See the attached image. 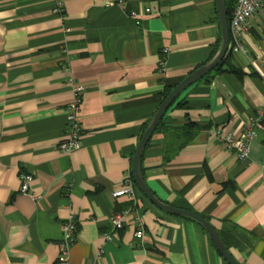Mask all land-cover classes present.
<instances>
[{
    "label": "crops",
    "instance_id": "1",
    "mask_svg": "<svg viewBox=\"0 0 264 264\" xmlns=\"http://www.w3.org/2000/svg\"><path fill=\"white\" fill-rule=\"evenodd\" d=\"M105 1L61 0L54 13L53 0H0V264H55L68 215L69 264H227L195 221L136 188L133 198L111 197L159 92L205 63L220 39L215 2ZM243 43L247 58L231 55L239 75L211 72L166 108L139 169L159 201L206 219L240 264H264V136L243 160L213 137L215 129L236 136L243 121L264 115V11ZM69 79L83 86L81 134L64 154L56 146ZM186 135L164 161L163 146ZM21 174L31 176L27 193ZM113 213H126L124 224L106 240Z\"/></svg>",
    "mask_w": 264,
    "mask_h": 264
},
{
    "label": "built area",
    "instance_id": "2",
    "mask_svg": "<svg viewBox=\"0 0 264 264\" xmlns=\"http://www.w3.org/2000/svg\"><path fill=\"white\" fill-rule=\"evenodd\" d=\"M122 0L105 1V5L112 3H120ZM54 13L62 11L61 0H53ZM148 9H144L147 12ZM264 11V0H233L230 15L227 20L228 28V45L227 52L231 55H241L247 58L248 51L244 46L243 39L248 30L249 20L256 15H260ZM131 15H134L131 13ZM135 16V15H134ZM166 49H162L164 54ZM163 69V56L157 64V70ZM70 99L64 107L65 126L63 135L57 143V150L61 153L68 154L77 149L81 134V125L77 117V107L80 102L83 86L69 79ZM214 139L222 141L233 152L236 159L243 160L247 157L249 143L255 139L258 134L264 136V115L251 117L243 121L239 134L236 136L230 134H222L219 129L214 130ZM31 176L29 174L19 175V191L27 193L29 191V183ZM126 196L134 197V184L129 170H126L121 179V185L118 189L111 193V197ZM134 200L132 199V206ZM132 209V207H131ZM126 213H113L108 218L109 230L102 234L103 238L110 240L116 236L117 231L124 224V215ZM135 239L142 237V230L139 225L133 232ZM75 238V222L72 215H68L60 223V239L57 243V258L55 264H69L68 254L71 243Z\"/></svg>",
    "mask_w": 264,
    "mask_h": 264
},
{
    "label": "water",
    "instance_id": "3",
    "mask_svg": "<svg viewBox=\"0 0 264 264\" xmlns=\"http://www.w3.org/2000/svg\"><path fill=\"white\" fill-rule=\"evenodd\" d=\"M214 2L220 33L219 46L210 59H208L205 63L188 73L186 76H184L177 84H175L170 89V91L161 100L156 110L153 112V114L147 121L145 128L143 129L139 140L134 148L131 158L130 171L132 176V182L135 188L147 200H149L153 205H155L157 208L166 213L184 216L195 221L205 231L211 243L215 247L216 251L227 264H240L230 254L228 249L225 247L224 243L221 241L214 227L206 219L194 212L176 208L159 201L147 188L139 169V157L141 155V152L146 142L150 138L152 132L154 131L157 123L165 112L166 108L171 104V102L178 96L181 91H183L186 87L202 78L208 72H210L220 62V60L227 52L228 28L224 0H214Z\"/></svg>",
    "mask_w": 264,
    "mask_h": 264
},
{
    "label": "trees",
    "instance_id": "4",
    "mask_svg": "<svg viewBox=\"0 0 264 264\" xmlns=\"http://www.w3.org/2000/svg\"><path fill=\"white\" fill-rule=\"evenodd\" d=\"M224 4H225L226 17H227V20H228V17L230 15V11H231V8H232V5H233V0H224ZM219 40L220 39L218 38V41H217V43L215 45V48L213 49V52L209 56L208 59H210L213 56V54L215 53V51L217 50V47H218V44H219L218 43ZM222 71L232 72V73H235L237 75L240 74L239 70L233 65L232 57H231V54L229 52H226V54L223 56V58L220 60V62L210 72L205 74L204 77L207 76L211 72H222ZM172 87L171 86L163 87V89L159 92V98H160L159 103L165 97V95L170 91V89ZM146 123L147 122L143 123L141 133H142L143 129L145 128ZM160 125H161V123L158 122L156 127H155V129H154V131H156L158 128H161ZM188 136L189 135H186V137L182 138V140L180 142L177 139L176 140L172 139L171 141H168L165 144V146H163V160L164 161H168L170 159V157L176 152V150L178 148H180V146L183 144V142L186 140V138H188ZM129 172H130V175H131V171H129ZM131 178H132V176H131Z\"/></svg>",
    "mask_w": 264,
    "mask_h": 264
},
{
    "label": "rangeland",
    "instance_id": "5",
    "mask_svg": "<svg viewBox=\"0 0 264 264\" xmlns=\"http://www.w3.org/2000/svg\"><path fill=\"white\" fill-rule=\"evenodd\" d=\"M238 57H239V58H241L242 56H241V55H240V56H239V55H237V58H238ZM241 59H243V57H242Z\"/></svg>",
    "mask_w": 264,
    "mask_h": 264
}]
</instances>
